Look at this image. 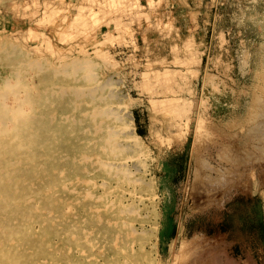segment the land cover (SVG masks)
<instances>
[{
    "label": "rangeland",
    "instance_id": "rangeland-1",
    "mask_svg": "<svg viewBox=\"0 0 264 264\" xmlns=\"http://www.w3.org/2000/svg\"><path fill=\"white\" fill-rule=\"evenodd\" d=\"M2 43L39 61L97 65L136 136L129 166L156 182L159 240L146 242L142 264H264V0H0ZM73 129L41 139L46 149L34 161L11 167L25 182L19 192L34 196L33 232L19 226L22 209L11 220L20 264L110 262L101 212L76 210L73 181L62 187L76 172ZM139 209L148 230L146 185ZM42 234L45 248L34 255L22 243Z\"/></svg>",
    "mask_w": 264,
    "mask_h": 264
},
{
    "label": "bare ground",
    "instance_id": "bare-ground-1",
    "mask_svg": "<svg viewBox=\"0 0 264 264\" xmlns=\"http://www.w3.org/2000/svg\"><path fill=\"white\" fill-rule=\"evenodd\" d=\"M75 59L39 61L19 45L1 44L0 191H11L0 196V217L10 223H4L9 229L0 235V264L21 263L20 251L24 246L16 243L15 238L19 235L14 227L17 223L11 220L16 213L14 208L22 209L20 213L26 215L27 206L34 199L27 193V188L19 192L18 188L25 182L11 175V167L14 164L28 166L27 159L34 161L40 151L46 149L45 145L39 146L41 139L47 143L53 134L67 136L75 126L80 135L69 142L68 148L75 150L76 155L69 159L76 172L72 179L63 180L62 187L65 190L69 181H73L76 210L86 214L101 212L102 227L108 231L109 264H142L140 258L144 254L140 251L144 252L146 242L158 244L160 221L154 192L156 182L141 178L139 166L135 164V170L128 162L131 158L127 155L129 145L136 136L123 124L120 104L115 101L112 91L107 92V83L100 82L97 65ZM57 99L61 101L56 103ZM55 138L59 140L57 134ZM53 156L51 151L43 158L53 159ZM66 170L64 167L61 171ZM145 185L151 193L154 214L148 230L143 222L140 223L139 216L140 190ZM84 198L89 205H82L80 200ZM64 204L69 201L65 199ZM27 216L19 226L30 234L35 216L31 213ZM47 237L48 234H42L37 238L39 241L22 244L32 245L34 255H38L45 248L43 240Z\"/></svg>",
    "mask_w": 264,
    "mask_h": 264
},
{
    "label": "crops",
    "instance_id": "crops-1",
    "mask_svg": "<svg viewBox=\"0 0 264 264\" xmlns=\"http://www.w3.org/2000/svg\"><path fill=\"white\" fill-rule=\"evenodd\" d=\"M165 234V233H164ZM165 237V236H164Z\"/></svg>",
    "mask_w": 264,
    "mask_h": 264
}]
</instances>
